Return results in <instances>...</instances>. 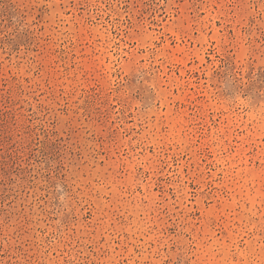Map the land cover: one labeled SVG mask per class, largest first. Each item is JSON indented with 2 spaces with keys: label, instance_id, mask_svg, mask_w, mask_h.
<instances>
[{
  "label": "rangeland",
  "instance_id": "374dc122",
  "mask_svg": "<svg viewBox=\"0 0 264 264\" xmlns=\"http://www.w3.org/2000/svg\"><path fill=\"white\" fill-rule=\"evenodd\" d=\"M0 264H264V0H0Z\"/></svg>",
  "mask_w": 264,
  "mask_h": 264
}]
</instances>
